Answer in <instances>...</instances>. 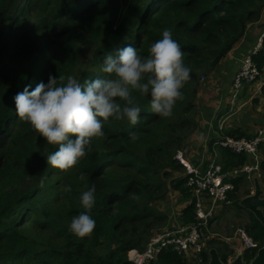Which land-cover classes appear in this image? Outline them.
Masks as SVG:
<instances>
[{
  "label": "trees",
  "instance_id": "1",
  "mask_svg": "<svg viewBox=\"0 0 264 264\" xmlns=\"http://www.w3.org/2000/svg\"><path fill=\"white\" fill-rule=\"evenodd\" d=\"M263 8L264 0H0V264H134L127 259L128 250H143L154 231L167 224L156 201L171 189L185 202L191 196L186 178L174 177L184 170L174 156L197 126L194 99L205 77L200 71L213 72L261 18ZM165 28L171 29L191 68L185 99L177 102L172 117L154 114L150 97L137 93L139 123L109 120L104 137L93 140L91 151L73 169L48 165L46 157L58 148L18 117L15 95L47 83L49 74L63 75L65 82L71 75L81 83L103 76L108 53L131 45L147 56ZM254 60L264 64V42ZM227 134L255 135L240 130ZM222 150L224 171L242 167L236 166L245 155ZM245 177L244 171L229 176L235 188L224 212L242 208L237 192ZM93 185L96 228L91 238L81 239L69 224L84 211L81 194ZM182 214L185 223L195 221L194 202ZM251 216L248 231L259 249L264 226ZM215 242L209 240L210 247L227 259L226 249ZM256 253L245 250V261ZM202 256L201 264H207L208 251ZM154 264L194 263L167 250Z\"/></svg>",
  "mask_w": 264,
  "mask_h": 264
},
{
  "label": "clouds",
  "instance_id": "2",
  "mask_svg": "<svg viewBox=\"0 0 264 264\" xmlns=\"http://www.w3.org/2000/svg\"><path fill=\"white\" fill-rule=\"evenodd\" d=\"M101 71L104 74L103 76L84 83H81L71 75L67 77L65 82L63 75L57 78L49 74L47 83L40 82L31 91L26 87L14 97L15 110L18 117L39 133L40 137L48 145L57 146L58 150L46 157V163L53 168L66 172L78 165L91 151L93 140L104 137V126L109 120L127 121L133 126L139 123L142 109L135 95L137 93L140 96L150 97V106L154 114L161 118L172 117L177 102L185 99L183 89L191 80V68L184 63V51L180 44L173 39L172 31L168 28L163 30L161 39L150 45L147 56H142L135 47L126 45L117 49L114 54L108 53L106 55ZM202 78L200 79L201 84L206 77H204V80ZM223 120L219 122L223 123L224 128H226ZM219 122L217 121V131H219ZM225 131L223 129L224 133ZM130 135L135 138L136 134L130 133ZM182 147L184 145L180 148ZM178 163L183 166L180 162ZM254 177H252V180H254ZM184 178H186V187L191 194L185 203L188 205L194 202L195 215L196 200L187 184L188 176L185 173ZM80 179L84 180L85 177L81 175ZM41 187H43V180H41ZM254 191L255 189L246 196L253 194ZM170 192L182 198V194L178 190L171 189ZM95 193L96 188L93 185L81 194L80 201L84 211L73 216L69 224L70 231L78 238H91L94 234L96 221L92 216V209L96 203ZM133 199H139V197L133 196ZM226 206L218 209H224ZM237 216H240L239 212H237ZM217 218L221 220V217L217 216L216 211L208 222L210 230L212 227L211 223L214 220L217 221ZM175 228V226L166 227V225L157 228L150 239L161 230ZM237 228L229 236L223 237L220 235L233 250V253L227 257L228 264L237 256L235 255L237 248L234 245H230L233 240L240 239L244 243L246 250H259L257 249L259 241L255 240L248 231L250 226L248 229L245 226L243 228L252 239V242L255 243L253 247L247 246L245 241L236 235ZM212 232L216 235L208 234L205 237L204 248L200 256L206 250L209 253L210 249H207V240L219 239L217 237L218 233ZM211 248L217 249L215 246ZM130 250L127 252V259L133 262L129 259ZM167 250L171 249H164L163 251ZM244 251L243 249V253ZM158 256L146 261L145 264L156 260Z\"/></svg>",
  "mask_w": 264,
  "mask_h": 264
},
{
  "label": "built area",
  "instance_id": "3",
  "mask_svg": "<svg viewBox=\"0 0 264 264\" xmlns=\"http://www.w3.org/2000/svg\"><path fill=\"white\" fill-rule=\"evenodd\" d=\"M264 27L253 53H248L242 60V64L233 79V96L249 85L256 82L258 90L264 89V64L260 67L254 60V56L263 47ZM204 80V77L202 78ZM223 123L219 124L217 137L212 141V151L208 158V166L204 169L202 161H192L187 156L188 150L185 147L176 151L174 158L183 164L184 173L188 176L187 184L195 197V222L182 225L175 229H165L153 236L143 250L132 249L129 252V259L135 264H145L146 261L154 259L164 249H171L189 262L194 259L202 261L200 253L204 248L206 234L215 236L208 222L216 213L218 208L229 205L230 192L234 184L229 181V176H237L244 171L247 179H252L258 169V164H244L240 168L224 171L218 160V149H227L237 155H259L260 145L264 143V131L258 130L253 137H238L223 132ZM236 235L240 236L247 246H255L243 227H238ZM199 257V259H196ZM191 262V261H190Z\"/></svg>",
  "mask_w": 264,
  "mask_h": 264
},
{
  "label": "crops",
  "instance_id": "4",
  "mask_svg": "<svg viewBox=\"0 0 264 264\" xmlns=\"http://www.w3.org/2000/svg\"><path fill=\"white\" fill-rule=\"evenodd\" d=\"M264 27V8L262 10V16L259 20L252 23L246 30L245 35L239 43L228 53L225 59L213 70L210 76L202 82L203 87L208 84V94L206 95V102L204 112L197 117V126L191 134L187 137L184 147L188 150L187 155L192 161H202L203 168L208 163V158L211 152V143L218 135L217 131V119L222 117L226 126V131L240 130L247 134H255L258 130L264 131V89L258 90L257 84L246 86L243 91H239L238 94L233 96V79L242 64L244 57L254 49L258 43L259 37ZM239 67V68H238ZM200 96V90H199ZM258 105L257 107L255 106ZM249 107L254 108L252 111ZM201 109V105H199ZM230 114L224 117L226 111ZM230 115V116H229ZM234 115V119H233ZM200 117V118H199ZM239 120L240 124H236L235 120ZM239 126V127H234ZM231 128V129H229ZM264 143L260 145L259 155H245L246 157L239 156L245 159L242 164L236 166H243L244 164H258V169L253 174L259 179L261 187L264 189ZM223 159V150L219 149V160ZM237 158H235L236 160ZM174 177L184 178V170L174 172ZM244 178V177H243ZM255 189V181L252 179H243L239 185V191L237 195L240 197V201L247 193H252ZM163 201L166 202V215L168 221L166 227L175 226L176 228L186 224L183 220V214L180 212L186 207L185 200L175 194L169 193ZM169 203L171 205H169ZM231 206L230 208H233ZM243 215L248 217V223L253 222L251 212L244 208H240ZM239 214L240 211H238ZM217 221L211 224H215ZM220 225L222 222L219 223ZM225 224V223H224ZM211 227V226H210ZM232 233V232H230ZM243 252V251H242ZM237 255V251H235ZM159 256L156 260H153L147 264H154L158 262Z\"/></svg>",
  "mask_w": 264,
  "mask_h": 264
},
{
  "label": "rangeland",
  "instance_id": "5",
  "mask_svg": "<svg viewBox=\"0 0 264 264\" xmlns=\"http://www.w3.org/2000/svg\"><path fill=\"white\" fill-rule=\"evenodd\" d=\"M249 53H253V49ZM203 72L204 71H200V73H201L200 76L201 77L202 76H205V77L210 76L211 73H212V72H210V73H206V72L203 73ZM259 83L260 82H256L255 84H257V86H258ZM244 89H245V87L242 88L241 91H243ZM199 90H200V96H197L194 99L195 100V102H194L195 103V107H193V109L197 111V117L201 115V112H204V109L203 108L206 107V105H205V102L206 101L205 100H206V95L209 92V90H208V84L205 85L204 87L201 84ZM199 105H201V109L199 108ZM255 106L257 107L258 105L255 104ZM249 108L252 111H254V109H255V107L254 108L249 107ZM231 112H232V110H229V112L226 111L224 113V117L227 116L228 114H230ZM222 119H223L222 117H219L217 119V121L219 122ZM233 119H234V115H233ZM235 121H236V124H240L239 120L236 119ZM219 124H220V122H219ZM234 127L236 128V127H239V126H234ZM229 129H231V128H229ZM225 130L226 129L224 128V131ZM226 132L227 131H225V133ZM263 150H264V146H263ZM66 203H64V204H66ZM169 205H171V204L169 203ZM154 207L156 209H158L160 212H163L165 214V211H166V202H164L162 200L156 201V203L154 204ZM239 209H236V207L229 208L227 211L224 212V215H223V209H217V216L221 217V220H219V218H217V222L215 224L211 225L212 226L211 227V230L214 231V232H216V233H218L217 234L218 235L217 237L219 238V239H217L218 242H215L213 245H216L219 248H225L226 250L224 252H225L226 256L232 254L233 253V250L231 249L232 247L230 248L229 245L224 241V239L221 236L225 237V236L231 235L237 227H244L245 226L248 229V227L250 226V225L249 226H246V223H248V217H246V215H243V213L241 212L240 216H237V212L238 211H241ZM220 222H222L221 225L219 224ZM230 232H232V233H230ZM206 236H208V234ZM225 240L227 241V239H225ZM230 245H234L237 248V253H241L243 251V249L246 250V248L244 246V243L240 239H236V240L231 241L230 242ZM227 247H228V249H227ZM207 249H211L210 244H209V240H207ZM201 257H202V261L201 262L196 261L195 258L194 259H190L189 261H191V263H194V264H201L204 261L203 256H201ZM196 259H199V257H197ZM223 261L226 264H228V262H229L227 259H225Z\"/></svg>",
  "mask_w": 264,
  "mask_h": 264
},
{
  "label": "water",
  "instance_id": "6",
  "mask_svg": "<svg viewBox=\"0 0 264 264\" xmlns=\"http://www.w3.org/2000/svg\"><path fill=\"white\" fill-rule=\"evenodd\" d=\"M254 181H256L254 193L242 198L240 205L251 211L264 225V189H262L259 184L257 176L254 177ZM209 256L210 259L208 264H226L216 248H211L209 250ZM229 264H264V245L259 248L257 254L249 263L244 260V254L241 252L237 253L235 259Z\"/></svg>",
  "mask_w": 264,
  "mask_h": 264
}]
</instances>
